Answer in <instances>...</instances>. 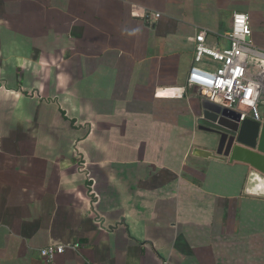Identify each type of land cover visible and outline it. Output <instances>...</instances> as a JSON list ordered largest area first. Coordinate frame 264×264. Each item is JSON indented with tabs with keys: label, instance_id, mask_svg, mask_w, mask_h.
<instances>
[{
	"label": "crops",
	"instance_id": "1",
	"mask_svg": "<svg viewBox=\"0 0 264 264\" xmlns=\"http://www.w3.org/2000/svg\"><path fill=\"white\" fill-rule=\"evenodd\" d=\"M236 12L264 50V0H0V264H264V196L198 154L187 83Z\"/></svg>",
	"mask_w": 264,
	"mask_h": 264
},
{
	"label": "built area",
	"instance_id": "2",
	"mask_svg": "<svg viewBox=\"0 0 264 264\" xmlns=\"http://www.w3.org/2000/svg\"><path fill=\"white\" fill-rule=\"evenodd\" d=\"M250 17L236 12L224 47L208 44V31L200 29L192 38L195 44L194 64L188 74V86L196 88L204 100L237 110L241 119L252 116V110L264 99V50L252 40ZM253 66L259 71L253 69ZM79 243L50 244L40 254L56 264V256Z\"/></svg>",
	"mask_w": 264,
	"mask_h": 264
},
{
	"label": "water",
	"instance_id": "3",
	"mask_svg": "<svg viewBox=\"0 0 264 264\" xmlns=\"http://www.w3.org/2000/svg\"><path fill=\"white\" fill-rule=\"evenodd\" d=\"M198 123L210 146L198 154L246 164L250 169L248 191L264 196V122L259 116L242 120L239 111L204 100Z\"/></svg>",
	"mask_w": 264,
	"mask_h": 264
},
{
	"label": "rangeland",
	"instance_id": "4",
	"mask_svg": "<svg viewBox=\"0 0 264 264\" xmlns=\"http://www.w3.org/2000/svg\"><path fill=\"white\" fill-rule=\"evenodd\" d=\"M226 45V44H225ZM227 46V45H226ZM253 69L258 73L259 71L256 69L255 66H253ZM260 106H261V109H262V112H264V99L261 101L260 103Z\"/></svg>",
	"mask_w": 264,
	"mask_h": 264
}]
</instances>
